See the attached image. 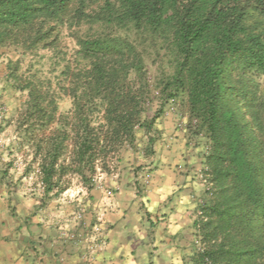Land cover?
Returning <instances> with one entry per match:
<instances>
[{"label":"trees","instance_id":"obj_1","mask_svg":"<svg viewBox=\"0 0 264 264\" xmlns=\"http://www.w3.org/2000/svg\"><path fill=\"white\" fill-rule=\"evenodd\" d=\"M68 18L96 29L76 37L77 65L63 73L71 79V118L44 147L36 144L44 149V193L69 168L86 185L97 162L125 142L134 148L137 128L157 132L164 107L181 102L190 139L206 142L200 170L206 187L191 201L193 264H264V0H0V48L55 51L56 30ZM150 54L166 59L152 83L145 65ZM8 69L11 88L27 92L22 125L54 122L56 109L47 114L43 106V84ZM155 99L157 111L143 120ZM99 114L103 123L95 129ZM68 126L67 167L59 163L71 138Z\"/></svg>","mask_w":264,"mask_h":264},{"label":"rangeland","instance_id":"obj_2","mask_svg":"<svg viewBox=\"0 0 264 264\" xmlns=\"http://www.w3.org/2000/svg\"><path fill=\"white\" fill-rule=\"evenodd\" d=\"M72 22L75 21L68 18L57 28L59 37L55 51L39 49L23 53L13 47L0 48V167L4 173L5 187L12 190V195L8 199L13 210L19 217L28 220L33 234L35 227H39V231L45 230L48 234H51L52 230L53 233L56 231V235L70 243L84 241L82 244L88 245L92 241L96 242L98 237H104L100 225L105 224V216L115 211L112 209L117 207L116 204L126 205L133 197L131 203L138 206L139 214L142 221H146V225L143 226L141 220L139 225H135V222L130 224L141 234V237L137 236L138 239L141 238L140 242H135V244L140 243L139 251L147 250L151 255H155L154 260L150 258L149 264H193L194 206L191 205V201L200 198L206 187L205 183L200 181L206 142L201 139L202 137L190 139L189 119L181 102L164 107L162 116L155 122L154 128L157 132L146 133L143 129L137 128L134 148L129 147L125 142L110 151L105 159L97 162L96 172L88 175L89 182L86 185L76 173L69 171L71 169L69 168L68 173L58 182V187L49 194L44 193L40 173L44 149L41 148L39 152L36 144L42 143L44 147L47 143L45 141L65 129L64 119L71 118L73 114L71 79L70 75L66 78L63 73L67 67L72 71L77 65L74 57L78 49L76 37H88L94 34L96 29L92 30L88 23L73 24ZM146 51L153 54L150 48ZM152 54L145 61L150 83L157 76L158 68H163L166 63V59L163 58L154 60L155 55ZM8 67L16 68L17 75L22 79L34 76L43 84L42 90L48 92L43 106L47 114L54 111L53 108L56 109L54 122L47 127L36 122L33 125L35 127L32 128V120L22 125L27 108V92L11 88V82L4 76L5 72L9 71ZM157 107V99H155L146 107L142 119L152 118ZM168 114L170 118L166 119L165 124L161 123ZM98 118L99 121L93 124L95 129L103 123L102 114H99ZM65 131L71 138L65 142V154L59 164L68 167L73 151V134L70 126ZM98 133L102 138L103 132ZM178 133L183 134L181 140L185 142V146L182 141V148L179 151L175 150L178 157H172L166 163L162 162L168 156V152L175 149L168 145V141L177 140ZM150 139L153 140L152 144ZM134 171H137L136 179L139 187H136ZM158 171L167 175L169 172H178L184 179L180 186L173 184L172 190L175 192L154 208L149 195ZM127 192L133 195L129 196ZM176 193H181L179 196L182 207L179 206V209L175 210L174 216L170 214L168 208L175 207L173 205L177 203L175 198L179 197ZM120 198H124V201L120 202ZM125 205V208L122 206L123 209L127 208L125 215H129L131 208ZM148 213L152 221L164 222L166 231L162 235V242L154 241L157 229L150 228L146 220L149 217ZM169 218L174 219V225L173 222H168ZM124 225L127 227L126 224ZM168 225H171L170 231L167 229ZM161 226H159L160 230ZM145 232L149 245H145L142 240Z\"/></svg>","mask_w":264,"mask_h":264},{"label":"crops","instance_id":"obj_3","mask_svg":"<svg viewBox=\"0 0 264 264\" xmlns=\"http://www.w3.org/2000/svg\"><path fill=\"white\" fill-rule=\"evenodd\" d=\"M169 118V114L166 115L161 123L165 124L166 119ZM182 136V133H178L176 136L178 137L177 140L168 141V145L175 147V149L169 151L168 158L166 157L162 162L166 163L172 157H178L175 150L179 151L182 148ZM158 172L156 181L154 179L153 187H150L149 195L154 208L158 207L169 195L175 192V190H172L173 184L180 186L184 179L178 172H169V175ZM3 175L4 173L0 167V264H149L150 258L152 260L155 259V255H151V252L148 253L147 250L146 252L139 251L140 243L135 244L136 241L141 239L137 238V236L141 237V234L137 229L131 227L130 222H135V225H139L142 218L139 214L138 206L131 203L133 197H131L130 203L126 205L125 203L121 205L117 203V207L112 209L115 211L105 216V224L100 225L103 229L101 234L104 237H98L97 243L93 241L88 245L82 244L84 241L70 243L56 235V231L53 233V230L51 234H48L45 230L39 231V227H35V230H33L34 234L31 232L28 220L25 217H19L13 210L11 201L8 199L12 195V190L5 187ZM163 175L164 177L162 178ZM130 190L132 191V189ZM127 194L129 196L130 194L131 196L133 195L130 192H127ZM180 194L176 193L177 196ZM119 200L120 202L124 201V198ZM175 200L177 202L173 204L175 207L168 208L170 214L174 216L179 209L178 207H182L180 205L182 204L180 196L175 198ZM124 205L129 209L131 208V212L129 215L126 214L127 216L125 215L127 208L123 209ZM183 208L185 209V207ZM174 219L170 220L169 218L168 222H173L174 225ZM142 222V225L145 226L146 221ZM154 225L153 230L157 229L154 241L155 243L157 241L162 242V235L166 231L164 222H154ZM160 225H162L161 230L159 229ZM170 226L168 225L167 228L169 231ZM142 240L143 243H146L145 245H149L146 232Z\"/></svg>","mask_w":264,"mask_h":264}]
</instances>
